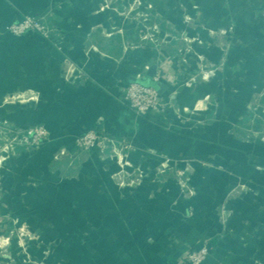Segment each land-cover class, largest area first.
I'll list each match as a JSON object with an SVG mask.
<instances>
[{
	"label": "crops",
	"instance_id": "0c3cea01",
	"mask_svg": "<svg viewBox=\"0 0 264 264\" xmlns=\"http://www.w3.org/2000/svg\"><path fill=\"white\" fill-rule=\"evenodd\" d=\"M56 1L0 0V124L52 134L0 169V264L22 226L46 264H181L203 240L204 264H264V0H139L141 22L128 0ZM43 13L53 40L7 31ZM133 81L179 112L135 121ZM99 122L119 158L77 148Z\"/></svg>",
	"mask_w": 264,
	"mask_h": 264
},
{
	"label": "built area",
	"instance_id": "2783aa9c",
	"mask_svg": "<svg viewBox=\"0 0 264 264\" xmlns=\"http://www.w3.org/2000/svg\"><path fill=\"white\" fill-rule=\"evenodd\" d=\"M104 3H106V0L103 1L100 11H105L108 7ZM46 16V13L38 16L26 15L23 19L11 23L7 27V31L17 38L39 35L44 40H53V29L50 27ZM158 31V27L154 26L153 32L157 33ZM144 38L154 41V34L145 35ZM161 78L162 71H159L154 80L160 82ZM123 101L131 111L135 121L152 115L166 119L170 114L179 112V108L173 104L172 100H166L158 88L137 81L130 82L126 86ZM51 139V132L43 125H34L27 129H16L8 122L0 124V169L4 167L5 162L15 157L19 150H24L25 153L33 156L39 153ZM121 145H123V148L129 147L125 142L118 141L116 137L108 133L102 122L87 129L76 139L77 148L84 153L90 152L93 148H98L104 154L106 150L111 148L116 158L121 155ZM120 160L121 163L125 164L122 159ZM25 229V227L20 229L19 238L28 237L32 239ZM210 254V242L209 240H203L201 247L190 250L184 256L181 264H204Z\"/></svg>",
	"mask_w": 264,
	"mask_h": 264
},
{
	"label": "rangeland",
	"instance_id": "374dc122",
	"mask_svg": "<svg viewBox=\"0 0 264 264\" xmlns=\"http://www.w3.org/2000/svg\"><path fill=\"white\" fill-rule=\"evenodd\" d=\"M103 1H105V0H103ZM112 2H113L112 0H106V3H104V5L107 4V6H108L106 8V10L113 8L112 7ZM60 3H61L60 0H58V1H56V3L53 2V5L54 6H59ZM102 3L99 4V9L101 8V5H103ZM124 5H125V9L123 11H118L117 10L119 15L130 16V14H132V12H134L135 10L138 9L139 10L138 11L139 14L137 15L138 21L141 22V21L144 20L143 18L146 15V13L144 11L140 10V7L142 5L141 1H139V0H128L126 3H124ZM48 6H50V5H48ZM148 8L152 9L153 6L150 5V6H148ZM151 27H153V28L151 29ZM149 28H150V34H154V41H155L158 38V32L157 33L153 32L154 26H149L148 30H149ZM185 39L187 40L188 46H191V44L193 43L194 40L188 39V38H185ZM22 227H25V226H22ZM22 227H19V228L17 227L15 229V231H14L15 235H18V236L20 235V229ZM26 231H27V228H26ZM25 238L27 239L28 237H24V239ZM18 239H19V241L17 242L18 251L16 252V254L13 255L14 257H12V254L10 252L7 253V251H8L7 246L5 247L4 250L1 251V256H3V257H4V255L9 256V258L8 257H4L6 259V261H5V263L2 262V264H46V262L48 260L47 259V255H45L46 259H44V260L43 259L42 260L39 259L38 257H36L33 254H31V252L29 251L30 245L27 242L26 243L23 242L22 238H18ZM35 245L38 246L36 243H35ZM52 245L53 244L48 245L47 247L51 248ZM36 249H37V247H36ZM48 251L49 250L47 248V254H48Z\"/></svg>",
	"mask_w": 264,
	"mask_h": 264
}]
</instances>
